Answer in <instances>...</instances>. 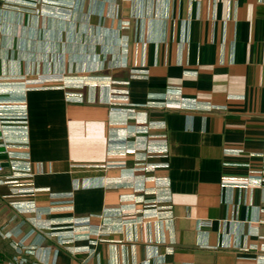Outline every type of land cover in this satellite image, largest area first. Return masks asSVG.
<instances>
[{"label":"crops","instance_id":"obj_1","mask_svg":"<svg viewBox=\"0 0 264 264\" xmlns=\"http://www.w3.org/2000/svg\"><path fill=\"white\" fill-rule=\"evenodd\" d=\"M17 1L0 264H264V0Z\"/></svg>","mask_w":264,"mask_h":264},{"label":"built area","instance_id":"obj_2","mask_svg":"<svg viewBox=\"0 0 264 264\" xmlns=\"http://www.w3.org/2000/svg\"><path fill=\"white\" fill-rule=\"evenodd\" d=\"M8 3L15 4L17 0H7ZM14 1V3L12 2ZM18 2V1H17ZM1 171V169H0ZM22 176L20 173H17L14 176H8L6 179L0 177V182L11 184L13 188H15V191L17 192L16 194H22V193H32L34 191V188L31 184H26V183H21L16 177ZM15 177V178H14ZM82 224L83 221L81 222ZM16 264H24L25 260L24 259H17L16 258ZM37 264V263H35Z\"/></svg>","mask_w":264,"mask_h":264},{"label":"water","instance_id":"obj_3","mask_svg":"<svg viewBox=\"0 0 264 264\" xmlns=\"http://www.w3.org/2000/svg\"><path fill=\"white\" fill-rule=\"evenodd\" d=\"M0 150H3V148L0 147ZM1 159H3V157L0 156V166H7L8 163L5 161H2Z\"/></svg>","mask_w":264,"mask_h":264}]
</instances>
